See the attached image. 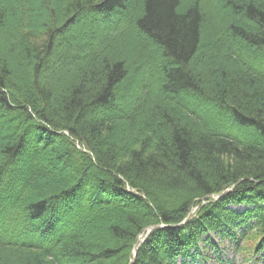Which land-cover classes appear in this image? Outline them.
I'll use <instances>...</instances> for the list:
<instances>
[{
	"label": "trees",
	"instance_id": "1",
	"mask_svg": "<svg viewBox=\"0 0 264 264\" xmlns=\"http://www.w3.org/2000/svg\"><path fill=\"white\" fill-rule=\"evenodd\" d=\"M43 7L0 0V35L18 19L32 73L23 86L0 55L13 136L0 149V254L175 264L213 233L264 264V0H63L49 26L33 20ZM131 78L135 93L117 92Z\"/></svg>",
	"mask_w": 264,
	"mask_h": 264
},
{
	"label": "rangeland",
	"instance_id": "2",
	"mask_svg": "<svg viewBox=\"0 0 264 264\" xmlns=\"http://www.w3.org/2000/svg\"><path fill=\"white\" fill-rule=\"evenodd\" d=\"M20 0H7V7L12 8V9H16L17 11V7H18V3ZM63 0H43L44 2V7L43 10H38L37 8L33 11V20L38 17H41L42 20H44L47 24V26H49L51 24V20L49 21V19H47V17H51L54 16V23H57L60 19L61 13H60V9L59 6L61 4ZM254 1H259V0H254ZM34 5V4H33ZM216 9H220L217 6L215 7ZM214 10V9H213ZM216 18H217V25L219 24H223L225 22L224 16L219 14V13H214L213 14ZM17 18V17H16ZM16 20V21H15ZM18 19H14L13 21L9 20L6 24L7 26V33L4 35H0V55L3 56V59L5 61V63L9 66L10 71L12 73V75L15 77V79L19 82L22 83V85L24 86V84L26 83L27 85H30L29 83L31 82V66L28 64V60L25 56V51L23 46L18 43L15 40V35H18ZM206 26H208L206 24ZM205 28V27H204ZM203 28V29H204ZM9 34H11V37L9 36ZM79 39V38H78ZM137 44L141 45L142 40H144L143 38H141V36L136 38ZM141 40V42H140ZM73 41V40H72ZM64 43L65 40L63 41ZM75 45V42L73 41L72 44H68L66 43V46L69 47L70 45ZM79 45L78 40H76V46ZM139 46L138 48L136 47V49H129V51L124 52H120L119 54H116L117 56L120 55L122 56V58H124V60H128L130 59V57H132L133 55L136 54V52H138ZM210 62V61H209ZM210 65V63H206L204 66H208ZM211 69H217L219 68L216 66L211 65L210 66ZM134 68L135 67H131L129 68V70L132 73V76L137 75L134 72ZM65 72V71H64ZM96 72V71H95ZM158 72V69H157ZM220 72V71H219ZM159 75V72H158ZM60 73H58L57 75H55V77L52 80V83L56 85V79L59 82L61 77ZM135 77V76H134ZM65 80V79H64ZM61 81V83H64ZM91 81V84H93V87L99 86L100 82H101V76L99 74L96 73V75L94 76V78L90 79V80H86L83 85L86 86H91V84L89 83ZM68 84L65 86L67 87ZM127 90L126 92H122V90ZM137 89L136 84L134 83L133 78H131L129 80V82H126L125 84H121L118 87L117 92L119 93H123L126 95H133L135 93V90ZM6 113L3 111L0 113V149L2 146V143H5L7 141H9L13 136H11V130L10 127L6 124ZM1 151V150H0ZM1 158V155H0ZM43 193L47 194V191H54V187L50 186V184H48V182L43 183ZM36 187H41L40 184H38ZM234 209L238 210L239 212H241L243 210V207H233ZM210 236V240L204 241L202 243L199 244V254H201V256H199V254L196 255V259L192 260V259H178L175 264H255L252 261L249 262H244L243 258L241 255L236 254L233 249H232V244H231V240L228 238L225 239H221L219 236L211 233L209 234ZM206 237L203 238V240H205ZM202 240V241H203ZM239 244L240 246L245 245V242H242L239 240ZM235 243L233 244V248H234ZM7 261L9 262V264H36L35 262H32V260L29 259H22L20 257L17 258H12L10 256L7 255H2L0 254V264H6Z\"/></svg>",
	"mask_w": 264,
	"mask_h": 264
},
{
	"label": "water",
	"instance_id": "3",
	"mask_svg": "<svg viewBox=\"0 0 264 264\" xmlns=\"http://www.w3.org/2000/svg\"><path fill=\"white\" fill-rule=\"evenodd\" d=\"M239 182H240V181H239ZM239 182H238V183H239ZM201 204H204V202H202ZM193 211H194V210L191 211V213L189 214V216H188V218L185 220V222L191 217ZM162 226H163V225H162ZM162 226H161V227H162ZM159 227H160V226H159ZM149 230H151V229H149Z\"/></svg>",
	"mask_w": 264,
	"mask_h": 264
}]
</instances>
